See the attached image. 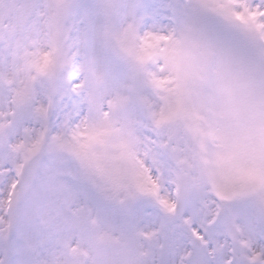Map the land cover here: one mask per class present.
<instances>
[{"label":"snow or ice","instance_id":"1","mask_svg":"<svg viewBox=\"0 0 264 264\" xmlns=\"http://www.w3.org/2000/svg\"><path fill=\"white\" fill-rule=\"evenodd\" d=\"M0 264H264V0H0Z\"/></svg>","mask_w":264,"mask_h":264}]
</instances>
